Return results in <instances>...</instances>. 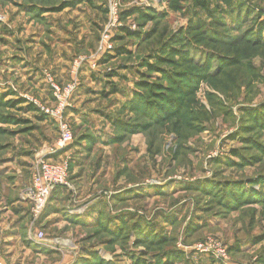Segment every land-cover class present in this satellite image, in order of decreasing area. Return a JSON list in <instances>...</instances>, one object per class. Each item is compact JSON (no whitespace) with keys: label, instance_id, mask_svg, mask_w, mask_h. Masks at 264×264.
Returning <instances> with one entry per match:
<instances>
[{"label":"rangeland","instance_id":"obj_1","mask_svg":"<svg viewBox=\"0 0 264 264\" xmlns=\"http://www.w3.org/2000/svg\"><path fill=\"white\" fill-rule=\"evenodd\" d=\"M141 2L121 0L124 26L99 53L112 0H0V196L16 184L27 204L37 160L67 163L55 215L29 222L59 249L34 264H264V130L245 117L264 105V0ZM69 84L74 137L55 153L41 108ZM212 180L259 197L235 202ZM137 224L164 241H139ZM122 226L126 241L109 234Z\"/></svg>","mask_w":264,"mask_h":264},{"label":"built area","instance_id":"obj_2","mask_svg":"<svg viewBox=\"0 0 264 264\" xmlns=\"http://www.w3.org/2000/svg\"><path fill=\"white\" fill-rule=\"evenodd\" d=\"M121 0H112V3L109 6V18L110 23L106 26V29L103 31L101 42L98 47V52L102 53L107 49H110L111 45L109 44L111 30L114 31L118 27H123L124 24L120 21L118 15L119 3ZM138 6L142 3L141 0H133ZM130 30H134L135 26H128ZM52 90L56 97V107L54 110H48L47 108L42 107L41 110L51 116L56 121L58 128V138L55 144L54 152H59L65 150L73 140V134L71 128L66 123L64 119V111L68 107V98L73 93L75 85H67L65 88L60 89L56 85H52ZM28 99V98H27ZM33 104H36L35 101L31 99ZM57 188H62L71 190L70 185L68 184V165L66 162H55L45 159L43 156L40 157L32 174L31 182L29 187L25 190L22 199L27 201L29 205L30 215L32 218V223H35L43 214L48 202L52 198L53 193ZM83 208L72 209L69 211L71 214H81ZM32 242L37 246L42 248L56 247L58 242L55 240L46 239L42 231L33 233L31 236ZM54 244V245H52ZM60 251V250H59Z\"/></svg>","mask_w":264,"mask_h":264},{"label":"crops","instance_id":"obj_3","mask_svg":"<svg viewBox=\"0 0 264 264\" xmlns=\"http://www.w3.org/2000/svg\"><path fill=\"white\" fill-rule=\"evenodd\" d=\"M32 81L34 83L33 79ZM20 191L21 189L13 184L0 196V264H34L37 260L35 256H46L52 251L38 247L30 241L29 237L35 231L30 228L31 215L28 204L18 200ZM54 215L55 213L48 212L44 221Z\"/></svg>","mask_w":264,"mask_h":264},{"label":"trees","instance_id":"obj_4","mask_svg":"<svg viewBox=\"0 0 264 264\" xmlns=\"http://www.w3.org/2000/svg\"><path fill=\"white\" fill-rule=\"evenodd\" d=\"M134 13L136 12L135 10H132ZM131 11V12H132ZM132 12V13H133ZM140 15L141 16H146L147 17V14H143V13H140ZM127 33H128V31H126ZM128 35L130 36V37H132V36H134L133 34H131V33H128ZM4 97H2V96H0V102L2 101V99H3ZM141 96H138V98L136 99H134L133 101H132V103L130 104V106H131V109H133V104L137 101V100H141V101H143L145 104L146 103H148V101L145 99V100H143V98H141ZM20 103H23V100H19V104ZM9 104H12V106L13 105H16L17 104V102H15V103H9ZM139 108H141V109H143L141 112L143 113V114H146L147 115V113H148V110L146 109V107H145V105H144V107L142 108V107H139ZM138 111H139V109H137ZM254 112H251L250 114L248 113V112H250V111H246V115H245V117L248 119V120H250V122H253L254 123V127H253V129H255V130H264V105H262L261 107H259L258 109H256V110H253ZM155 122H159L158 120L157 121H155ZM242 129H243V127H242ZM246 129V132H247V130L249 131L250 130V127H246L245 128ZM73 137H74V135H73ZM244 143H246L247 145H248V143H250V144H252V143H256L257 144V142L255 141V138L254 139H252V138H246V139H241ZM255 144V145H256ZM256 146H258V144L256 145ZM248 147H251V146H248ZM258 150H260V155L261 156H263L264 157V147H261V146H259L258 147ZM234 151H232V154H235V153H233ZM238 155V154H237ZM260 156H258V157H256V158H254V157H248V158H244V157H242L240 154L237 156V158H239V159H241V161H242V163H240V164H238V165H236V166H238V167H241L242 165H243V163H245V162H248L247 160H255V162L256 161H259L258 159H260L259 158ZM250 162V161H249ZM251 163V162H250ZM228 164V163H227ZM216 178V177H215ZM261 178H263V176H259L258 177V179H261ZM217 179V178H216ZM260 180L258 181V183L257 184H259L260 185ZM248 183V182H247ZM255 183V182H254ZM210 184V186L209 187H215V185L216 184H219L221 187L223 186V188H222V192H221V194L224 196V197H231V198H233L234 196H235V198H233V200H235V202L236 201H238L239 199H238V195L240 196V195H242V196H244L243 197V199H245V198H249L250 200H252V199H255L254 197H259L258 195H256L253 191L251 192V194H248V193H242V194H240V192H237L236 190H235V188L236 187H238L237 185H240L241 187L243 186L242 184H240V183H238V182H234V180H232V181H227V180H225L223 183H222V181H215V180H212L211 181V183H209ZM225 187H229V188H231V190H226L225 189ZM239 191V190H238ZM243 191V190H242ZM62 192V191H61ZM57 193H59V188H57L56 190H55V193L54 194H57ZM48 208V207H47ZM49 209V208H48ZM45 211H46V209L44 210V212H43V214H42V216L44 215V217L47 215V212L45 213ZM41 216V217H42ZM66 219H67V221H69L70 223L72 222V223H75V224H80V222H78L77 220H72L71 218H68V217H66ZM102 224V223H101ZM124 226H122V228H118L117 230H115L114 232H111V233H109L108 231H105V232H107V233H109V234H112L115 238H119L121 241L125 238V240L124 241H126V237H124V234H125V231H124V228H123ZM142 226H141V224H137V225H135L134 226V231H136V233H137V236H138V238H139V241H141V242H146L147 244H158V243H160L161 241H164V239H159V240H151L152 238H150V237H153L154 235H152V234H146L143 230H142V228H141ZM138 231V232H137ZM150 241V242H149ZM142 260L140 259V258H134V264H142ZM81 264H104V262H101L100 260H98V258H96V257H93V258H91L90 260H82L81 262H80Z\"/></svg>","mask_w":264,"mask_h":264}]
</instances>
